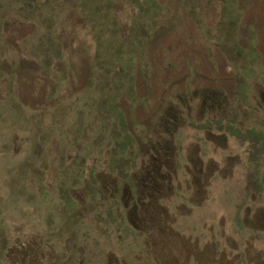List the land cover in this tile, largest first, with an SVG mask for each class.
Segmentation results:
<instances>
[{"label": "rangeland", "instance_id": "374dc122", "mask_svg": "<svg viewBox=\"0 0 264 264\" xmlns=\"http://www.w3.org/2000/svg\"><path fill=\"white\" fill-rule=\"evenodd\" d=\"M261 7L264 0H0V264L207 260L203 248L180 256L172 233L164 241L157 232L158 214L153 226H143L128 201L115 200L113 217L121 226H113L106 215L119 170L113 162L123 164L130 149L139 160L142 136L162 128L148 118L169 105L156 88L173 75L179 43L208 51L233 42L264 49V24H256ZM232 59L228 70L234 72L240 63ZM116 181L120 188L123 180ZM62 188L74 194L70 201L61 200ZM160 204L173 232V201ZM62 210L66 222L74 213L83 224L84 234L73 233L75 249L65 245L71 232L60 231ZM180 231L188 234L186 224ZM217 232L209 233L210 254L230 260L243 234L226 233V244ZM260 246L264 255V242ZM212 260L208 264H218Z\"/></svg>", "mask_w": 264, "mask_h": 264}, {"label": "flooded vegetation", "instance_id": "af4514ba", "mask_svg": "<svg viewBox=\"0 0 264 264\" xmlns=\"http://www.w3.org/2000/svg\"><path fill=\"white\" fill-rule=\"evenodd\" d=\"M257 14L258 27L264 24V7ZM260 35L264 38V30ZM250 36L255 38V34ZM183 44L172 55L173 75L156 88L164 105H169L162 107V114L148 118L152 126L162 122V128L148 129L142 136L145 142L139 148V160L130 149L123 164L113 162L119 170L106 215L113 226H121V222L116 226L113 217L115 200H125L129 211L142 216L143 226H153L152 217L158 214L157 232L164 241L173 238L180 256L203 248L208 259H198L202 264L212 259L218 264H264L260 246L264 242V49L243 50L233 42L208 51L183 48ZM248 51L252 57L247 56ZM231 57L240 63L234 72L228 70ZM250 76L254 78L246 80ZM94 103L98 114L101 107L97 109ZM127 112L132 122L133 108ZM127 137L126 147L132 148ZM116 179L123 180L120 188ZM73 195L62 188L60 198L70 201ZM163 200L173 201V232L167 225L168 209L160 204ZM66 212L62 210L60 231L71 232L65 245L75 249L79 244L73 233L84 234L85 230L83 224H77L79 214H71L66 222ZM48 222L51 225L52 220ZM183 224L188 227L187 235L180 231ZM215 227L223 241L229 240L228 232L243 234L241 250L230 260L210 254L213 242L209 233ZM202 233L208 238H202ZM2 249L0 244V256ZM21 253L17 251L19 262Z\"/></svg>", "mask_w": 264, "mask_h": 264}]
</instances>
